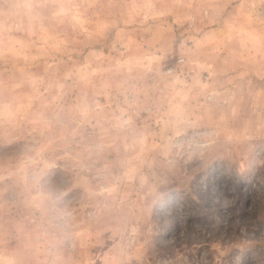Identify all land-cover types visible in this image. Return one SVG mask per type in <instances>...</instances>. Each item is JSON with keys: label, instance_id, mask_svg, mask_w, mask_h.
Returning <instances> with one entry per match:
<instances>
[{"label": "rangeland", "instance_id": "rangeland-1", "mask_svg": "<svg viewBox=\"0 0 264 264\" xmlns=\"http://www.w3.org/2000/svg\"><path fill=\"white\" fill-rule=\"evenodd\" d=\"M0 264H264V0H0Z\"/></svg>", "mask_w": 264, "mask_h": 264}]
</instances>
